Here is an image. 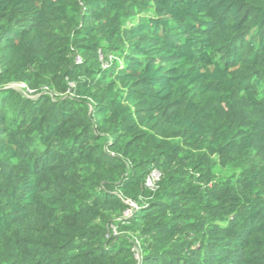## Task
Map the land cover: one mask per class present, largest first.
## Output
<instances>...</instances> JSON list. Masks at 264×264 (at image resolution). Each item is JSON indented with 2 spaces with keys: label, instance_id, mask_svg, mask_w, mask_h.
<instances>
[{
  "label": "trees",
  "instance_id": "trees-1",
  "mask_svg": "<svg viewBox=\"0 0 264 264\" xmlns=\"http://www.w3.org/2000/svg\"><path fill=\"white\" fill-rule=\"evenodd\" d=\"M0 264H264V0H0Z\"/></svg>",
  "mask_w": 264,
  "mask_h": 264
},
{
  "label": "clouds",
  "instance_id": "clouds-1",
  "mask_svg": "<svg viewBox=\"0 0 264 264\" xmlns=\"http://www.w3.org/2000/svg\"><path fill=\"white\" fill-rule=\"evenodd\" d=\"M79 62H81V59H79ZM103 65L105 67H107L108 64L107 63H104ZM15 85H17V84H14L12 86L14 88L18 89ZM21 85H23L24 88H25V85L24 84H21ZM24 88H23V91H24ZM18 90H20V89H18ZM136 206H132L133 208H131V211L129 213H125L124 217L122 218L125 222L129 221L131 218H133L137 214V212L139 211L140 208H139V206H137V207Z\"/></svg>",
  "mask_w": 264,
  "mask_h": 264
},
{
  "label": "rangeland",
  "instance_id": "rangeland-1",
  "mask_svg": "<svg viewBox=\"0 0 264 264\" xmlns=\"http://www.w3.org/2000/svg\"><path fill=\"white\" fill-rule=\"evenodd\" d=\"M18 89H20V90H22L23 91V88H24V86L23 85H21V84H17V85H15ZM25 90V89H24ZM238 115H239V113H236V117H237V120L239 121V119L240 120H242L243 119V116H239V118H238ZM240 122V121H239ZM233 170L230 168V169H228L225 173H230V172H232Z\"/></svg>",
  "mask_w": 264,
  "mask_h": 264
},
{
  "label": "built area",
  "instance_id": "built-area-1",
  "mask_svg": "<svg viewBox=\"0 0 264 264\" xmlns=\"http://www.w3.org/2000/svg\"><path fill=\"white\" fill-rule=\"evenodd\" d=\"M151 181V180H150ZM131 206H136L134 204H131ZM137 207V206H136ZM133 208V207H132ZM131 211V209H129L126 213H129Z\"/></svg>",
  "mask_w": 264,
  "mask_h": 264
}]
</instances>
